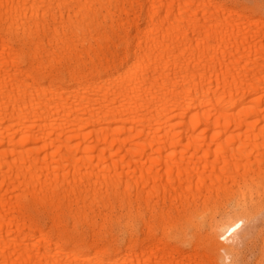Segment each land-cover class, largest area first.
<instances>
[{
	"label": "bare ground",
	"instance_id": "6f19581e",
	"mask_svg": "<svg viewBox=\"0 0 264 264\" xmlns=\"http://www.w3.org/2000/svg\"><path fill=\"white\" fill-rule=\"evenodd\" d=\"M0 264H264V3L0 0Z\"/></svg>",
	"mask_w": 264,
	"mask_h": 264
},
{
	"label": "rangeland",
	"instance_id": "374dc122",
	"mask_svg": "<svg viewBox=\"0 0 264 264\" xmlns=\"http://www.w3.org/2000/svg\"><path fill=\"white\" fill-rule=\"evenodd\" d=\"M258 1H260L261 3H264V0H258Z\"/></svg>",
	"mask_w": 264,
	"mask_h": 264
}]
</instances>
